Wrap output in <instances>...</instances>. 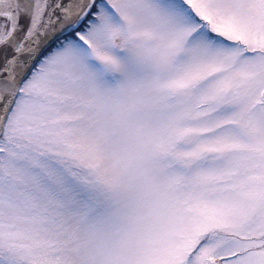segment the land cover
Listing matches in <instances>:
<instances>
[{
    "label": "snow or ice",
    "instance_id": "obj_1",
    "mask_svg": "<svg viewBox=\"0 0 264 264\" xmlns=\"http://www.w3.org/2000/svg\"><path fill=\"white\" fill-rule=\"evenodd\" d=\"M0 264H264V0H0Z\"/></svg>",
    "mask_w": 264,
    "mask_h": 264
}]
</instances>
